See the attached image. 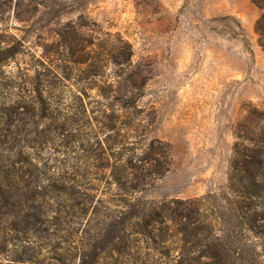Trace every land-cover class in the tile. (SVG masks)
<instances>
[{
    "label": "rangeland",
    "instance_id": "obj_1",
    "mask_svg": "<svg viewBox=\"0 0 264 264\" xmlns=\"http://www.w3.org/2000/svg\"><path fill=\"white\" fill-rule=\"evenodd\" d=\"M260 13L250 0H0V174L14 196L8 224L18 222L9 231L0 210V264H57L55 251L77 264L70 255L82 250L97 264H219L200 247L192 262L180 258L191 243L173 214L198 198L228 263L264 264L263 241L241 230L228 191L234 150L264 137L250 116H264ZM150 142L169 146L168 172L130 193ZM127 202L162 220L149 234L124 221L114 246L93 240L118 228ZM55 208L60 223L48 220ZM256 212L264 229V208Z\"/></svg>",
    "mask_w": 264,
    "mask_h": 264
},
{
    "label": "trees",
    "instance_id": "obj_2",
    "mask_svg": "<svg viewBox=\"0 0 264 264\" xmlns=\"http://www.w3.org/2000/svg\"><path fill=\"white\" fill-rule=\"evenodd\" d=\"M251 4H253L261 13L254 24V33L258 36V45L262 52L264 53V0H250ZM229 19V16L220 18V21L225 23ZM239 27V25H237ZM250 116L260 117L259 119L263 120L264 124V116L261 112L253 111L250 112ZM241 128V127H240ZM253 149H245L240 151L239 149L234 150L235 160L232 164V171L228 177V191L230 196L232 197V207L233 213L235 214V218L238 220L240 228L243 232H246L252 236L256 241H263L264 245V229H261V226L256 224V217H258V213L256 212L260 208H264V176L261 174V170L264 166V137L261 141H256L249 139ZM168 152L169 146L164 144L163 150L158 152V148L153 146V143H149L147 146V151L144 156L140 159V162L143 164L141 169L143 168V172L139 174V183L137 186H130L128 192H142L149 185V181L153 179H159L168 172L170 161L168 160ZM157 156L163 158V162L159 161ZM262 157V158H261ZM134 159V155L126 159L127 169L129 170V175L134 176L135 167L132 163ZM116 161V160H115ZM120 161V159H118ZM116 183H119L121 180L117 177L116 174L113 175ZM135 177V176H134ZM4 176L0 174V210L2 212V216L4 218V224H8L7 217L10 216V212H7V209L12 206V199H14L13 193L7 187L4 186L2 181H4ZM6 179V178H5ZM139 187V188H137ZM31 196H25L22 201L19 203V212L14 214V216L19 217L16 220L20 219V222L25 220V213L28 210V204L30 202ZM203 199V198H202ZM202 199H195L189 202H185V207L179 211L174 212V220L178 224L177 234L181 236V239H190L191 246L188 248L182 247L179 251L180 258L182 262L190 263L194 260L192 257L193 247H200L199 251L202 252L201 256L205 257V253L214 250L217 252L219 256L218 261L219 264H229V251L222 240L217 237L213 233L212 226L206 224L204 220V216L201 209V201ZM92 204V199L86 197L83 199L81 203V216L88 213L90 210V206ZM125 207L130 208V212L128 215H124L120 219L118 224V228L111 227L108 230V236H103L98 233L93 240L100 241L106 239L107 244L109 246H114L117 240H122V236L128 233L127 229L124 226V221L135 219L138 221L144 222V227H141L137 233H141V231H145V233L149 234L151 230H146L151 227V221L156 222L162 220V215L160 211H157L155 207L146 208L137 207L130 203H125ZM57 207V206H56ZM64 211L60 208H55L53 211L48 212V220L53 219L54 222H59L61 219L65 218ZM11 215H13L11 213ZM18 222L12 220L9 222L6 229L9 231L13 229ZM17 233L25 234V230L17 231ZM146 235V234H145ZM39 239V238H36ZM61 239L60 237H56V240ZM39 241V240H36ZM93 242V241H92ZM264 248V246H263ZM58 249V248H57ZM87 251L82 250V252H76L75 254H71V259L77 261V264H97V260L99 258V254L93 252L91 256V260L89 262H85V253ZM264 253V251H262ZM204 255V256H203ZM66 254L58 253L55 251L54 258L57 261V264H64ZM210 257H216L212 255ZM264 257V254L262 255ZM36 259H34L35 261ZM180 261V262H181ZM178 262V263H180Z\"/></svg>",
    "mask_w": 264,
    "mask_h": 264
}]
</instances>
